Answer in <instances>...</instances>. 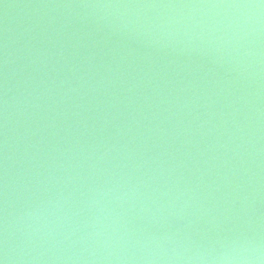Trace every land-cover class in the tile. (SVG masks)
<instances>
[{
  "label": "water",
  "instance_id": "1",
  "mask_svg": "<svg viewBox=\"0 0 264 264\" xmlns=\"http://www.w3.org/2000/svg\"><path fill=\"white\" fill-rule=\"evenodd\" d=\"M3 264H264V0H0Z\"/></svg>",
  "mask_w": 264,
  "mask_h": 264
},
{
  "label": "snow or ice",
  "instance_id": "2",
  "mask_svg": "<svg viewBox=\"0 0 264 264\" xmlns=\"http://www.w3.org/2000/svg\"><path fill=\"white\" fill-rule=\"evenodd\" d=\"M0 264H3V262H2V261H0Z\"/></svg>",
  "mask_w": 264,
  "mask_h": 264
}]
</instances>
